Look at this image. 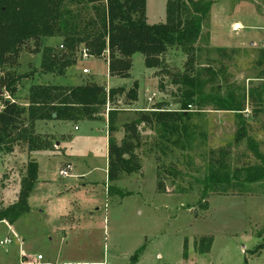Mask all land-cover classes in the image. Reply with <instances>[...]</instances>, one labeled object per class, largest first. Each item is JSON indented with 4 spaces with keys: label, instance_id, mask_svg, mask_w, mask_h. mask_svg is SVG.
I'll return each instance as SVG.
<instances>
[{
    "label": "rangeland",
    "instance_id": "rangeland-1",
    "mask_svg": "<svg viewBox=\"0 0 264 264\" xmlns=\"http://www.w3.org/2000/svg\"><path fill=\"white\" fill-rule=\"evenodd\" d=\"M167 1L146 0L148 25L165 22ZM210 1L208 19L195 43L192 74L207 83L191 96L187 87L171 81L173 74L188 69L189 54L179 46L164 56L168 76L160 71L152 75L154 69H147L143 56L136 53L129 78L109 77L106 56L83 62L79 60L83 46L70 50L62 37L41 39L37 54L32 53L34 44L30 42L13 68L2 69L0 77L6 72L22 76L13 98L20 106H27L34 85L69 87L89 80L126 91L136 85L137 100L108 104L94 121L54 124L53 134L46 125L51 122L36 121L30 137L49 150L33 153L26 163L25 156L20 157L25 145L15 146L16 154L7 161L10 168L4 171L6 156L0 153V209L14 201L29 161L37 163L38 180L28 197L29 212L11 225L0 221V242L11 239L8 245L0 244V264H22L20 256L35 264H242L245 260L264 264V248L259 254L251 253L264 238V178L251 180L264 161V53L250 38L234 37L232 47L227 48L228 37L222 31L215 44L210 41L211 20L218 24L229 17L254 22V12L264 18V0ZM94 4L83 5V20L92 16ZM238 40L242 47H233ZM45 48L59 57L65 54L75 64L61 75L44 73L41 52ZM207 66L209 73L201 71ZM259 90L262 106L247 98L249 91ZM223 101H243L245 105L241 116L248 136L242 141L235 140V113L214 110ZM108 109L116 111L113 125L119 140L123 124L135 120L140 112L159 109L179 113L178 132L166 135L158 126L140 124L141 147L135 151L140 171L108 182ZM63 136L65 140H61ZM220 149L227 153L225 171L230 182L212 185L202 199V182ZM66 162L72 164L74 177L59 176ZM6 188L10 194L4 201ZM207 237L212 238L210 251L200 254L199 241ZM200 245L203 249L206 241ZM37 255L43 260L37 261Z\"/></svg>",
    "mask_w": 264,
    "mask_h": 264
},
{
    "label": "trees",
    "instance_id": "trees-1",
    "mask_svg": "<svg viewBox=\"0 0 264 264\" xmlns=\"http://www.w3.org/2000/svg\"><path fill=\"white\" fill-rule=\"evenodd\" d=\"M88 3L95 4L91 7L92 16L85 21L80 15V10ZM145 6L146 0H0V73L5 67L13 68L21 50L30 42L34 44L32 53L37 54L43 38L62 37L70 50L82 45L92 57L106 56L108 76L121 79L130 77L132 56L136 53L143 56L147 69H154L168 76L164 56L170 48L179 46L189 54L186 62L188 69L181 74H173L171 81L187 87L191 96L200 86L207 83L201 82L197 75L192 74L195 73V43L201 36L202 26L208 19L212 2L168 0L166 20L156 25L146 23ZM73 7L77 11L73 10ZM41 54V68L47 74L61 75L75 64L65 54L59 57L46 48ZM201 71L209 73L210 67L207 66ZM21 77L13 72H6L0 77V153L5 155L12 153L16 145L27 146L28 152L44 149L30 137L36 121H94L108 104L114 105L120 100H137L136 85L128 91L124 88L106 89L105 86L89 80L81 85L69 87L34 85L29 89L25 107L18 105L13 99ZM247 98L257 106H262L260 90L249 91ZM182 107L184 112L188 111L187 106ZM214 110L230 111L238 117L236 141H242L248 136V126L241 116L245 110L243 101H223L216 104ZM178 114L160 109L140 112L135 120L122 125L123 137L118 142L115 136L117 129L113 125L116 111H109L107 181L114 182L122 175L130 176L140 171L139 158L135 153L141 147L140 124L158 126L162 133L173 135L178 132ZM161 137L167 140L171 136ZM216 154L218 156L214 158L209 174L202 182V199L208 195L212 185L230 182V177L225 171L227 153L220 149ZM261 164L262 168L253 174L254 178L251 180L264 178V161ZM36 182L37 163L32 160L25 166L16 202L0 209V221L11 225L29 212L28 197ZM203 240L206 245L201 249ZM211 243L212 238H201L200 246L198 247L197 243L195 246L200 254H206L210 251ZM183 246L186 247V242ZM263 248L264 238L251 253L259 254ZM141 249L132 256V263H135ZM183 257H187L186 252ZM21 263L35 264L29 262L25 256L21 257ZM242 264H247V261Z\"/></svg>",
    "mask_w": 264,
    "mask_h": 264
},
{
    "label": "crops",
    "instance_id": "crops-1",
    "mask_svg": "<svg viewBox=\"0 0 264 264\" xmlns=\"http://www.w3.org/2000/svg\"><path fill=\"white\" fill-rule=\"evenodd\" d=\"M251 18L254 20V22H250L248 21L247 19L243 18V19H239V18H229L227 17L224 21H227L226 22V25L222 23H216L214 22L213 20L210 21V26H211V33H210V41H211V44H215V40L217 39V33H225L226 37H228L225 41L227 43V48L228 47H232L230 44H233L236 40L237 37H242L241 39L243 38H250L251 41L250 43L252 44H255L258 46V49H260L262 51V53H264V18L263 17H260L256 12H254V15L251 16ZM225 29V30H224ZM260 31V32H259ZM217 36V37H216ZM236 37V38H234ZM224 47V46H222ZM233 47H242V40H238L234 45ZM197 48V47H196ZM196 52H197V49H196ZM196 52H195V56H196ZM264 59V58H263ZM261 62V60H260ZM157 70H154V72L152 73V75L154 73H156ZM108 89V88H106ZM48 122H51V124L47 123L46 125H49V129L52 130V132L50 131L49 133H52L55 131V128H54V124H58L60 127L61 126H64L66 124H70L72 122H68V121H65V122H57V121H48ZM37 123V122H36ZM80 123V121L78 122ZM44 124V123H43ZM73 124V123H72ZM45 125V124H44ZM57 125V126H58ZM60 127H58L59 129H61ZM74 129H77L74 127ZM64 139L65 140V136H63L61 138V140ZM116 139L118 142L121 141V139L119 140L116 136ZM55 145H58V141L55 142ZM46 150H49V149H46ZM45 149L43 150H39L38 152H44L46 151ZM50 151H53V150H50ZM56 151H58L56 149ZM37 151H34V152H28L27 151V148L25 149V151H23L22 153H20V157L23 158V156H25V160H24V163H26L28 161V159H33L32 158V155L33 153H35ZM2 154V153H1ZM16 154L15 152V147L13 149V152L10 153V154H7L4 156H6L5 158V163H3V171L4 169H6L7 167L10 168V166L8 165L7 161H9L11 159V156L13 157V155ZM35 161V160H34ZM66 164H70L69 162H66ZM72 165V164H71ZM26 166V165H25ZM10 170V169H9ZM2 171V173H3ZM1 174V173H0ZM72 177H74L75 175L71 174ZM77 176V175H76ZM80 176V175H78ZM82 176V175H81ZM38 178H39V173H38ZM38 181V180H37ZM19 187V186H18ZM18 192H19V188L17 189V191L15 192V198H14V201L12 200L11 203H9L10 205L15 203L16 200H17V195H18ZM10 194V191L6 188L3 190V199L5 201V199H8V195ZM9 206V205H8ZM21 257V256H20ZM43 260V258H42ZM41 260V261H42Z\"/></svg>",
    "mask_w": 264,
    "mask_h": 264
},
{
    "label": "built area",
    "instance_id": "built-area-1",
    "mask_svg": "<svg viewBox=\"0 0 264 264\" xmlns=\"http://www.w3.org/2000/svg\"><path fill=\"white\" fill-rule=\"evenodd\" d=\"M79 60L83 61V62H86L88 61L92 56L89 54L88 50L87 49H84L82 48L80 50V54H79ZM104 58V57H103ZM83 73L84 74H87L88 73V70L84 69L83 70ZM108 107V105H107ZM108 112H109V109H108ZM71 171H72V165L71 164H66L64 165V167H62L60 170H59V176L63 177V178H67L69 176H71ZM11 243V239H5L3 240L2 242H0V244L3 246V245H8ZM22 257V256H21ZM36 259L37 261H41L42 260V257L40 255H37L36 256Z\"/></svg>",
    "mask_w": 264,
    "mask_h": 264
}]
</instances>
